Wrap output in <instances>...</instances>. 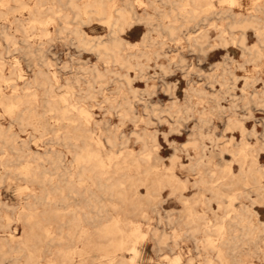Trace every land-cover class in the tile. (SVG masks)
Instances as JSON below:
<instances>
[{
    "label": "rangeland",
    "instance_id": "rangeland-1",
    "mask_svg": "<svg viewBox=\"0 0 264 264\" xmlns=\"http://www.w3.org/2000/svg\"><path fill=\"white\" fill-rule=\"evenodd\" d=\"M117 1L122 2V0ZM222 1L214 0L213 12L201 14L197 21L183 24L177 31L179 37L176 39H171L164 31L158 32L152 29L153 26H148L143 21L139 22V25L136 24L138 29L133 32L128 30L127 34H122V37L129 42L125 53H137L139 47L142 46L143 36L147 32L157 40V43L146 49L157 51L151 53L149 57L141 55L133 58L132 61L135 64L132 68H122L119 64L112 63L110 67L112 72L107 80L94 82V97L84 94V91L89 87L90 73L88 70L94 65H99L103 71L106 68V63L96 53L92 50L76 48L77 41L73 34L68 33L65 37L59 36L54 32L53 27H51L53 35H55L53 39L46 38L39 28L34 29L27 37L37 50L34 53L37 60L40 58L39 49H44V55L50 61L49 65H45V71L57 73L58 82H55L53 86L55 93L57 92L56 95L66 94L68 83L80 93L78 98H83V104L92 113L90 125L93 135L96 138H101L104 147L119 156L130 152L136 154L151 152L149 160L142 161L143 167L150 169V173L147 175L148 181L138 183L137 186L138 199L143 203L142 209L148 214L146 218L141 216L140 209L133 208L129 199L125 201L118 194L104 197L108 203L107 218L120 216L136 220L141 225L143 236L138 239L140 254L137 255L138 259L136 257L129 264H201L208 257L216 258L214 252L205 248L203 243L197 241L190 231H187V234H182L176 242L171 237L165 243H159L154 236L155 232H163L168 236H172L173 231L177 230L185 232L190 225V223L186 224L184 218L188 211L186 201L191 202L202 192L203 195L210 197L209 191H203L202 187L195 185L199 174L192 167L195 157V150L192 146L194 138H202L200 140L210 149H225L223 159L219 155L215 156V161L218 163L215 165L217 170H220L224 163H231L232 170L236 173L239 172V163L233 160L231 150L241 144L243 140L257 148V151L254 152L257 154L256 165L264 170V55L255 58L250 53V49L260 43L253 29L245 30L247 47L244 48L241 43L243 28L232 25L235 20L248 15L252 9L253 0H235L233 4L228 0ZM32 2V0H28L29 4ZM159 4L165 8L169 7L161 1ZM138 11L142 13V9ZM149 11L152 12V10ZM16 15L26 18L27 25L32 23L28 19V9H21V12H17ZM10 19L13 20V16ZM11 20L0 19V49H4L7 45L3 37V30L16 37L19 41L16 44L17 47L24 44L22 43V33L16 29L15 22ZM157 23L158 20H155L154 24ZM100 25L99 22H94L84 25L83 29L89 37L107 41V38H110L108 37L109 31L104 25ZM223 29L225 32L222 33ZM202 32L208 33L209 42L203 46L191 45L187 39L188 35H199ZM33 33L35 34L33 35ZM160 33L163 35L162 37H159ZM221 34L232 36V38L228 37V42L224 44L220 40ZM161 41L163 42L161 43ZM10 49L5 53L6 59L8 62L10 61L9 64L17 63L26 77L33 78L35 71L30 65L32 58L34 59L33 55L26 54L25 49H15L14 45ZM137 62H140V65H136ZM203 76L204 78H202ZM127 101L130 102V105L127 104ZM129 106H133L131 110ZM233 120L238 121L245 128L243 134L240 126L231 124ZM0 121L5 126L9 125V120L4 116L1 107ZM126 124L127 126H125ZM15 129L22 139L29 138L30 133L34 134V137L31 136L29 140L31 151L42 152L46 157L53 150H62L65 153V162L71 163L72 154L61 144L50 140L53 133L40 136L31 128L22 131L16 126ZM109 137L116 141L115 145L112 146L108 142ZM210 137L215 138L214 145ZM1 154L2 152H0V158L3 156ZM25 162L26 160L15 162L13 167H21ZM31 162L34 163L33 160ZM51 166L50 161L45 159V167L50 169ZM0 174L4 175V181L0 184V200L8 204V206L2 207L1 211L12 217L8 228L0 226V237L19 240L29 230L24 221L17 219L22 208L26 206V195L31 191L41 194L43 187L38 182L24 179L15 171L9 175L2 165H0ZM167 175H172L175 180L171 183L163 182L161 184L153 182V179H163ZM53 176L55 179L58 177L54 172ZM131 195L134 196L132 191L129 192V196ZM67 200L68 204L59 202L53 206L64 213L85 203L82 197H73ZM212 203V209L202 203L195 207L197 213L204 215L205 222L210 225L216 223L223 213L217 208L215 201ZM34 208L42 213L47 208L45 200L35 203ZM254 209L256 213L252 219L256 225L263 229L264 203L255 204ZM45 225L51 227L53 234L50 238L44 237L42 229L36 230L42 234L41 245L38 249L41 254L40 259L43 264L59 263L61 260L60 251L66 248L69 242L68 239H60L66 231V227L61 225L60 220L53 217L50 222L45 221ZM90 231L93 243L91 251L74 257L71 264L106 263L107 258L101 256L102 251L100 250L102 247H107L110 238L102 235L95 225L90 226ZM202 236L203 233L197 234V237L201 238ZM53 237L55 238L52 239ZM75 244H78L77 249H80L87 243L75 241ZM240 249L243 254L250 249H264V239L259 241L258 247L254 242L249 241ZM124 254L126 258H131L129 252L126 251ZM177 257L179 260H176ZM26 261L27 256L24 253L18 255L0 254V264H25ZM250 264H264V255L258 253L257 257L253 256Z\"/></svg>",
    "mask_w": 264,
    "mask_h": 264
},
{
    "label": "bare ground",
    "instance_id": "bare-ground-1",
    "mask_svg": "<svg viewBox=\"0 0 264 264\" xmlns=\"http://www.w3.org/2000/svg\"><path fill=\"white\" fill-rule=\"evenodd\" d=\"M32 1V4H29L28 0H0V19L11 20L10 18L13 16L11 21L15 22L16 29L22 33V43H24L23 46L17 47L16 44L19 41L16 37L6 30L2 31L7 45L4 49H0V107L4 111V116L9 120V125L5 126L0 121V152L3 154L0 158V165L6 168L9 175L15 171L26 180L40 183L43 190L41 194L35 191L27 193L26 206L22 208L17 219L24 221L29 230L19 240L0 237V254L18 255L24 253L27 256L25 264H43L40 259V250H38L41 245L42 234L36 230L42 229L44 237H52L53 231H51V227L45 225V221L50 222L51 217H53L58 221L60 220L61 225L66 227V231L60 239H68L69 242L68 246L60 251V262L50 264H71L74 257L89 253L93 244L91 225H95L102 235L110 238L107 247H102L100 250L102 251L101 256L107 258L105 264H129L139 253L138 239L143 236L141 225L136 220L125 219L120 216L107 218L108 203L104 197L118 194L125 201L129 199L133 208L140 209L141 216L146 218L148 214L142 209L143 203L138 199L137 186L138 183L148 181L147 175L150 173V169L143 167L142 161L149 160L151 152L142 154L130 152L119 156L114 151L104 147L101 138H96L93 135L90 125L92 113L83 104V98H78L80 93L68 83V89L65 90L66 94L56 95L57 92L55 93L53 86L55 82H58V75L55 71L48 73L45 71V65H49L50 61L45 57L44 49H39L40 58L37 60L34 57L37 50L27 37L34 29L39 28L46 38L53 39L55 36L51 30L53 27L54 32L59 36L65 37L68 33L73 34L77 41V47L74 45L76 48L92 50L96 53L106 63V68L103 71L99 65H94L88 70L90 73L89 87L84 91V94L90 97L94 93V82H104L109 77L112 72L110 68L112 63L119 64L122 68H132L135 64L132 61L133 58L141 55L149 57L151 53L157 51L146 49L148 46L157 43V40L147 32L143 36L142 46L139 47L137 53H125L129 42L122 37V34H127L128 30L133 32L138 29L136 24L143 21L146 25L153 26L152 29L158 32L164 31L171 39H176L179 37L177 31L183 24L197 21L201 14L214 11V0H122L121 3L117 0ZM159 1L169 7H163ZM228 2L233 4L235 0H228ZM252 2L253 6L248 15L235 20L232 25L243 28L241 43L244 48L247 47L245 30L247 28L253 29L260 41L258 45L250 49V53L256 58L264 55V0H253ZM24 8L29 11L28 19L32 22L30 25H27L26 18L16 15ZM139 9H142V13L138 11ZM155 20H158L157 24H154ZM94 22H99L108 29V37L110 38H107V41L101 38L93 39L85 32L83 26ZM223 32L225 29L222 30ZM37 36L39 38V35ZM160 36L163 35L160 33ZM228 37L232 38V36L221 34L220 40L226 44ZM187 39L191 45L203 46L209 42L207 32H202L199 35H188ZM13 45L15 49L22 48L25 49L26 54L33 55L34 59L32 58L30 64L35 71L33 78L26 77L17 63L15 65L9 64L10 61L8 62L6 59L5 53L9 52ZM136 65H140V62H137ZM77 77L76 79L79 81ZM126 77L128 78V76ZM127 104L130 105V102L127 101ZM132 107L129 106V109L131 110ZM231 124L240 126L242 134L245 132V128L238 121L233 120ZM16 126L22 131L31 128L40 136L53 133L50 140L61 144L72 154L71 163L65 162V153L62 150H53L46 157L42 152L31 151L29 140L31 136L34 137V134L30 133L29 138L22 139L15 129ZM199 134L202 135V133ZM200 139L202 138L196 137L192 142L195 150L192 167L199 174V179L195 181V185L202 187L203 191H209L210 197L203 195L202 192L191 202L186 201L188 211L184 218L186 224L190 223V225L185 232L173 231L172 236L163 232H155L154 236L159 243H165L171 237L176 242L182 234H187V231H190L197 241H201L205 248L213 251L216 255L215 259L208 257L201 264H250L253 256L257 257L258 253L264 255V249H250L245 254L240 249L249 241L254 242L258 247L259 241L264 239V228L256 225L252 219L256 213L255 204L264 203V170L256 165L257 154L254 152L257 151V148L243 140L241 144L231 150L233 160L237 161L240 166L239 172L236 173L232 170L231 163H224V166L217 170L215 165L218 163L215 161V156L219 155L223 159L225 149H210ZM210 139L214 145L215 138L210 137ZM108 142L112 146L116 143L112 137L108 138ZM45 159L50 161L52 168L45 167ZM22 160H26V162L22 163L21 167H13L15 162ZM52 170L58 175L57 179L54 178L55 175L53 176ZM174 180L172 175H167L163 179H153V182L161 184L163 182L171 183ZM2 181H4V175L0 174V184ZM130 191L133 192L134 196H129ZM73 197H82L85 203L64 213L53 206L59 202L68 204L67 199ZM43 200H45L47 208L41 213L36 211L34 206L35 203ZM212 201L216 202L217 208L223 213L216 223L210 225L205 222L204 215L197 213L195 207L202 203L212 209ZM6 206H8L7 202L0 200V226L3 228H8L12 220L10 215L3 214L1 211V208ZM179 229L182 230L183 228ZM199 233H203L201 238L197 237ZM75 241H82L87 244L77 249L78 244H75ZM126 251L130 253V259L126 258L124 254ZM101 256L99 255V257ZM176 260H179V257Z\"/></svg>",
    "mask_w": 264,
    "mask_h": 264
}]
</instances>
